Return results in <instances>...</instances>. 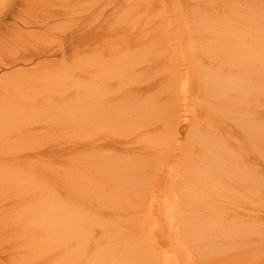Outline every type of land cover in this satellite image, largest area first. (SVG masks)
Returning a JSON list of instances; mask_svg holds the SVG:
<instances>
[{"label":"rangeland","instance_id":"1","mask_svg":"<svg viewBox=\"0 0 264 264\" xmlns=\"http://www.w3.org/2000/svg\"><path fill=\"white\" fill-rule=\"evenodd\" d=\"M263 44L264 0H0V62H10L0 65V150L30 138L41 140L28 144L36 148L66 146L42 155L46 164L30 154L0 163V264H264L254 167L234 164L258 152ZM206 91L211 105L196 109L197 125L208 111L234 157L198 163L194 180L219 177L195 195L196 181L178 166L185 152L198 153L186 141L190 109ZM144 103L151 111L138 130L129 124L142 121ZM132 128L136 135L125 137ZM85 141L95 154L72 153ZM146 141L149 149L133 151ZM111 169L128 171L129 183L115 188ZM190 218L197 233L184 243L194 247L195 237L199 249L189 254L174 241ZM36 239L47 242L44 251L33 249Z\"/></svg>","mask_w":264,"mask_h":264},{"label":"bare ground","instance_id":"2","mask_svg":"<svg viewBox=\"0 0 264 264\" xmlns=\"http://www.w3.org/2000/svg\"><path fill=\"white\" fill-rule=\"evenodd\" d=\"M36 1V0H35ZM50 1V0H49ZM13 2V1H12ZM46 2H47V0H46ZM39 3H41L40 1H39ZM177 3V2H176ZM44 4V3H43ZM43 4H41V5H43ZM60 4H61V2H60ZM47 5V4H46ZM138 5H141V3H139ZM136 6L135 8H137V7H140V6ZM145 5V4H144ZM30 6V5H29ZM51 6V5H50ZM148 6V5H147ZM52 7V6H51ZM146 7V6H145ZM54 8V7H53ZM45 9V8H44ZM134 8H133V6H132V9H129V10H133ZM135 10V9H134ZM24 11V10H23ZM40 11V10H39ZM61 11V10H60ZM44 13H45V10L43 11ZM59 12V11H58ZM12 13V12H11ZM61 13V12H60ZM27 14V13H26ZM14 15V14H13ZM16 15H18V14H16ZM53 16V15H52ZM58 18V17H57ZM39 19V18H38ZM31 22V21H30ZM22 23H23V21H22ZM26 23V22H25ZM27 24V23H26ZM43 24H45V23H43ZM47 24H49V23H47ZM28 25V24H27ZM30 25V24H29ZM35 25H37V24H35ZM48 27V26H47ZM14 29V28H13ZM43 30V29H42ZM29 31V30H28ZM29 33H31V31L29 32ZM22 40V39H21ZM42 41H46V40H44V38L42 39ZM82 44H85V43H82ZM262 49L260 50V52L258 53V57H257V66H258V76H257V85H258V89H259V91H258V94H257V97H256V102H257V104H258V109H257V111H256V122H257V127H256V132H257V138L255 139V141H256V143H254V145H255V147H256V150H258V152H257V154H256V156H254L252 159H249V163H247V165H241V162H240V160H237V161H234V164L236 163V162H238L239 161V165L241 166V168L242 169H246V168H248V167H250V166H253L254 167V171H255V174H256V176H254L255 177V182H253V184L252 185H249V189H251V190H253V192L252 193H254V191L256 192L255 194L259 197V200L260 201H263L264 202V44L263 45H261L260 46ZM24 59H27V57H23ZM29 60H31V58H29ZM4 62V61H3ZM0 62V65H2V64H9L10 62ZM45 65V64H44ZM19 70V69H18ZM17 70V71H18ZM19 71H21V70H19ZM11 73V72H10ZM7 73H5L4 75H6ZM32 82V81H31ZM173 83L175 84V81H173ZM25 86V85H24ZM195 95H196V93H195ZM195 95L193 96V97H195ZM49 98V97H48ZM21 101H23V100H21ZM28 101H31V99L29 100L28 99ZM27 101V102H28ZM50 101V100H49ZM148 102V101H147ZM146 102V103H147ZM201 102H202V104H201ZM205 102L206 103H208L207 105H211L210 103H211V96H210V93L208 92V91H206L205 92V94H204V96H203V98H200L199 100H196L194 103H196L197 105H198V107L196 106H194V105H192V107H191V114H192V117H191V122H192V124H193V126L194 127H192V129H191V131L189 132V135L187 136V142H188V144L190 145H194L195 143L198 145V153L196 154V156H193L191 153H190V151H187V152H185L182 156H180V157H182V158H180V160L179 161H183L182 163H181V166H178L179 168L180 167H185V170H186V172L188 173V177L185 179V181H187V182H192L193 180H194V177H195V174L193 173V170L192 169H196L198 166V163H200V164H204V163H206V161H207V159H208V163H209V161L210 160H216V159H219V158H221V156H219V154H223L224 153V155H227V158H225L226 160H230V162L233 160V157H234V155H233V152L230 150V146L228 145V144H224V142H222V141H220L219 140V138L218 137H215L214 135H215V130H216V128H219V125L218 124H216V122H212L211 120H209V112L207 111L206 113H205V115H204V119H203V124H204V126H198L197 124L198 123H201V122H199V119L201 118V114L200 113H198V111H196V109H201V108H204L206 105H204L205 104ZM24 103V102H23ZM105 103V102H104ZM108 103V102H107ZM121 104H122V102H120ZM119 103V104H120ZM146 103H144V104H146ZM220 103H221V105H223V101H220ZM26 104L27 103H25L24 104V106H26ZM29 104V103H28ZM115 104V103H114ZM114 104H112V105H114ZM148 104V103H147ZM147 104L145 105V107H146V112H145V115H144V118L142 119V121L140 122V119H141V117H137V116H135V118L134 119H138L136 122H138V123H136V124H133V123H131V124H129V125H131V126H137L138 127V130H139V128H140V130H142V127H144L145 126V124H146V120H147V116H148V113L151 111V109H150V106H147ZM21 105H23V104H21ZM30 105V104H29ZM204 105V106H203ZM18 106V105H17ZM16 106V107H17ZM28 106V105H27ZM26 106V107H27ZM31 106V105H30ZM81 106V108L80 109H82L83 107H82V105H80ZM11 107V106H10ZM18 107H20V106H18ZM7 108H9V107H7ZM121 108H123V107H121ZM139 108V107H138ZM10 109V108H9ZM220 109V108H219ZM31 110V109H30ZM79 110V109H78ZM123 110V112H124V110L125 109H122ZM127 110V109H126ZM125 110V111H126ZM121 111V110H120ZM27 112V111H26ZM32 112V111H31ZM139 112H140V110H139ZM141 112H142V110H141ZM144 112V111H143ZM202 112V111H201ZM29 113H30V111H29ZM121 113V112H120ZM28 114V113H27ZM133 114V116H134V113H132ZM131 114V115H132ZM3 115V114H2ZM2 115H1V117H2ZM24 115H25V113H24ZM108 115V114H107ZM19 117H17L16 119L18 120V122H21V121H19V120H22L21 118H22V115H18ZM109 116V115H108ZM25 117V116H24ZM105 117H106V115H105ZM131 117V116H130ZM9 118V117H8ZM7 118V119H8ZM10 118H12V117H10ZM18 118H20V119H18ZM46 118H47V116H46ZM3 119V118H2ZM43 119H45L44 118V116H43V118L42 119H40V120H43ZM48 119H51V118H49L48 117ZM129 119V118H128ZM32 120V119H31ZM36 119H34L33 121L34 122H36L35 121ZM127 120V119H126ZM10 122V121H9ZM134 122V121H133ZM124 123V122H123ZM31 125V124H30ZM196 126H198V127H196ZM161 127V126H160ZM144 129V128H143ZM160 129V131H161V133H164V131H165V129H163V128H159ZM46 130V129H45ZM145 131V130H144ZM44 133H46L45 131L44 132H40V133H37V136L39 137V136H43V134ZM136 133H137V131H136V129L135 128H132L131 129V131H127L126 133H125V137L126 136H129V137H132V136H135L136 135ZM147 133V132H146ZM149 133H150V131H149ZM147 135H149L148 133H147ZM25 136V135H24ZM150 136V135H149ZM20 137V136H19ZM22 140V139H21ZM31 140H33V141H31ZM36 140H38V139H35V138H30L29 140H25V141H20V142H18V143H15L14 142V140H13V142H14V144H17L16 146H13L12 148H11V150L7 147V150L9 151L8 152V154H4L1 150H0V163H3L4 161H6V160H8L9 158L8 157H10L11 159L12 158H16V157H19V156H25V154H30V155H26L25 156V158H27V159H33V160H35L36 162H37V160H42L43 159V161H44V158H43V156L42 155H45V154H47L48 156L50 155H52V150H56L57 152H58V154H61V152L62 151H64V149L66 150V146H63V144H62V142H59L58 140H54L55 142H52V143H49V144H41V145H39V147L38 148H36V147H32L31 145H28V144H30L31 142H35V144L36 145H38L39 143L38 142H40L41 140H39V141H36ZM111 141V140H110ZM137 141V140H136ZM213 141H215V142H217L218 144H219V150L218 149H215V148H213V146H211V143L213 142ZM93 142H95V141H93ZM93 142H91V143H93ZM116 142H118V141H116ZM128 142V141H127ZM130 142V141H129ZM131 143V142H130ZM137 143H138V141H137ZM33 144V143H32ZM81 145H74V146H71L72 147V153H77V152H79V151H83V152H85V155H89V156H91V155H93V154H95L96 153V145H95V147H88V145L87 144H90V143H88V142H84V143H80ZM98 144V143H97ZM111 144V143H110ZM129 144V143H128ZM175 144H176V141H175ZM99 145V144H98ZM97 145V146H98ZM102 145H104V144H102L101 143V145L100 146H102ZM109 145V144H108ZM113 145V144H112ZM118 145V144H117ZM127 145V144H126ZM132 145V144H131ZM196 145V146H197ZM12 146V145H11ZM41 146V147H40ZM92 146V145H91ZM123 146V148H121L120 149V151H122V152H128L129 150H127V149H125L124 148V146L125 145H122ZM184 146V145H183ZM188 146V145H187ZM10 147V146H9ZM120 147V146H119ZM126 147V146H125ZM115 147H113V146H109V149H111L112 151H113V149H114ZM118 148V147H117ZM139 148V150H133L134 152H145L147 149H149V141L147 142L146 141V145H141V147H138ZM183 148V147H182ZM98 149V148H97ZM109 149H107V150H109ZM116 149V148H115ZM184 149V148H183ZM212 149V150H211ZM38 150H39V153H38ZM116 150H119V148L118 149H116ZM131 150V149H130ZM189 150H190V147H189ZM5 151H6V149H5ZM34 151H35V153H34ZM67 151H69V150H67ZM110 151V150H109ZM130 152V151H129ZM71 153V152H70ZM212 153H214V154H212ZM217 153V154H216ZM227 153V154H226ZM33 154V155H32ZM181 155V154H180ZM49 156V157H50ZM45 157V156H44ZM140 157V155L139 156H137L136 158H134V159H137V158H139ZM133 159V160H134ZM236 159V158H235ZM31 161V160H30ZM40 161H38V162H40ZM122 161H127V158H122ZM24 162H27V161H24ZM34 162V161H33ZM45 162V161H44ZM46 162H48L47 161V159H46ZM46 162L45 163H43V164H46ZM228 163H229V161H228ZM242 163H245V162H242ZM246 164V163H245ZM10 165V164H9ZM8 165V166H9ZM132 165V164H131ZM12 166H14L13 164H12ZM113 169H111L110 171H112ZM26 172H28V170L26 171ZM113 172H114V170H113ZM122 172L123 171H120L119 173H118V175L120 176V177H118L117 175H115V172L112 174V173H110V175H108V178H111V180L112 181H114L115 180V182H114V187L115 188H118V183H120L121 181H122V183H124V184H127V182H128V180L131 178V177H129L128 176V171H124V176H122ZM135 172H140V175H143V170L140 168V169H137ZM16 174V173H15ZM15 174H13V175H15ZM106 174V173H105ZM108 174V173H107ZM110 176V177H109ZM175 176V175H174ZM174 176L172 177V179L174 178ZM217 177H219V175L217 176ZM217 177L215 178V177H212V176H199V178H198V180L197 179H195L194 181H196V182H194V183H190V185H192L193 186V190H194V194L195 195H197V193H200V192H205L206 190H208V187H207V185L210 183L211 185H212V183H213V181L214 180H216L217 179ZM15 179H17V178H15ZM19 179V178H18ZM20 180V179H19ZM174 180V179H173ZM31 181V180H30ZM129 183V182H128ZM25 184H28V183H25ZM29 184H30V182H29ZM32 184V183H31ZM23 185V184H22ZM84 185V184H83ZM33 186V185H32ZM73 187H75V186H73ZM189 188H191V187H189ZM74 190H75V188H73ZM241 189H242V191H244V188H242L241 187ZM240 189V190H241ZM78 190V189H77ZM246 191H247V189H246ZM249 191V190H248ZM246 196V195H245ZM247 197V196H246ZM253 197V196H252ZM245 198V197H244ZM250 198V197H249ZM248 198V199H249ZM221 210V208L219 207V206H215V205H210L209 206V211L210 212H212V213H218L219 211ZM123 212H127V210L126 209H124V211ZM169 213H170V211H169ZM255 220V219H254ZM257 222H258V220H257ZM193 223H194V220L192 219V218H190L189 220H188V222L186 223V224H184V225H182V226H180L179 228H177V230H176V235H177V240H175L174 241V244H175V248H176V250H185L187 253H191V251L193 250V249H196V250H198L199 249V246L198 245H196V243H195V240H194V238L195 237H193L192 238V241H193V244H194V247H190V246H186L185 245V243H184V240L186 239V237H187V235L188 234H196L197 233V228H196V226H193ZM262 225V224H261ZM242 228H240V227H238V226H235V227H233V230H236V231H239V230H241ZM259 233V232H258ZM258 235H260V233L258 234ZM262 235V234H261ZM260 235V236H261ZM243 236V235H242ZM254 236H256V235H254ZM260 236H258V238L260 237ZM37 238V237H36ZM239 238H241V237H239ZM243 238V237H242ZM260 238H262V237H260ZM252 240H253V238H251ZM247 240V239H246ZM31 241V240H30ZM34 241V240H33ZM250 241V240H249ZM32 242V241H31ZM243 242V241H242ZM256 242V241H255ZM31 244V243H30ZM33 244V243H32ZM31 244V245H32ZM257 245V242L256 243H254V245ZM28 245V244H27ZM34 245H35V247H33V249L35 250V251H44L46 248H47V242L46 241H43V242H41L40 241V239L37 241V239H36V241L34 242ZM43 245V246H42ZM33 246V245H32ZM127 246V245H126ZM27 248H28V246H27ZM129 248V247H128ZM30 249H32V248H30ZM27 251V250H26ZM27 254H26V256H31V255H33L34 254V251H33V254H32V252H29V251H27L26 252ZM127 257H124V259L125 260H128V259H131L132 258V254H130V252L129 253H127Z\"/></svg>","mask_w":264,"mask_h":264}]
</instances>
